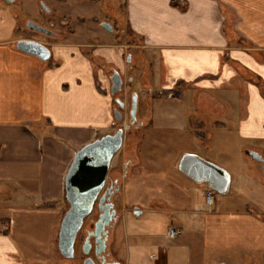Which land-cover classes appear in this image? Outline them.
<instances>
[{"label": "crops", "instance_id": "crops-1", "mask_svg": "<svg viewBox=\"0 0 264 264\" xmlns=\"http://www.w3.org/2000/svg\"><path fill=\"white\" fill-rule=\"evenodd\" d=\"M125 16L148 56L147 91L159 94L180 83L175 108L188 109L187 101L194 98L200 110L197 131L214 127L221 138L236 136L244 155L262 156L264 0H126ZM13 26L2 12L0 264H59L65 175L75 153L113 127L114 105L103 67L113 66L114 59L120 63L123 54L119 46L96 45L92 52L103 66L95 69L85 46L68 42L53 47L49 61L41 62L15 49ZM158 100L144 117L152 129L184 133L188 125L180 112L163 115L164 124H157L153 107ZM211 105L218 113H207ZM136 170L120 193L124 212L129 209L135 219L159 212L170 217L167 230L174 227L180 236L187 225L188 233L198 235V243L193 238L188 244L170 242L166 230L170 243L155 264H240L252 255L264 256V214L204 212L197 199H204L206 190L197 197L196 187L177 185L158 166ZM195 249L206 255L201 262ZM133 254L135 264H144L138 244Z\"/></svg>", "mask_w": 264, "mask_h": 264}, {"label": "rangeland", "instance_id": "rangeland-1", "mask_svg": "<svg viewBox=\"0 0 264 264\" xmlns=\"http://www.w3.org/2000/svg\"><path fill=\"white\" fill-rule=\"evenodd\" d=\"M38 1L44 2L51 9L49 16L40 8ZM125 1L18 0L12 5H4L0 2V18L2 12H4L5 16L14 23L13 36L16 40H37L52 47L68 42L85 46V54L91 56V65L95 69H100L103 66V64L97 63L98 60L94 58L95 53L92 50L97 49L96 45L104 44L121 48L123 55L120 63L114 59V63L111 62L114 67H105L106 65L103 67L105 68V74H108L110 68H115L119 72L123 80L122 92L117 93L114 97L109 92V97L114 106V99H119L125 106L122 111V123H116L110 130V133H112L121 127L123 128L124 137L122 148L111 161L109 177L121 179V166L125 161L133 162L127 178L135 173L137 168L158 166L168 172L169 177L177 185L186 184L196 187V195L198 197L200 190L208 189L207 185L190 181L180 174L176 168L179 158L184 154H190L225 170L230 177L228 192L224 195L214 193L213 205L208 206L203 198L199 197L197 199L200 210L204 212L212 210L249 211L252 214L263 215L264 167H262L261 163L251 160L242 153L243 143L233 135L221 138L219 132L214 130V127L207 126L204 131H197L194 120L199 116L200 110L195 105L194 98H189L187 101L185 108L188 109L182 110V107H180L181 111H179V108L176 109L175 106H180V102L176 100L177 97L174 94L168 95L173 100L169 101L164 96L159 97L155 92L149 94L147 91L149 87L148 56L141 50L142 39L139 36L129 35L125 16ZM26 19L35 20L43 23V25H45L47 20L53 22L54 27L59 30L57 39H46L38 33L29 32L25 26ZM61 21L64 22V25H60ZM103 24L108 25L112 29L111 33L102 27ZM54 51L53 48L50 50V57ZM128 56L130 60H127ZM130 79H132L131 83H129ZM132 95L137 96L135 120H137V124H143L139 128H137V125L130 124L129 120V107ZM156 97L159 100L154 104L153 114L157 124L160 122L164 124L165 120L161 118L163 115L168 113L174 115L180 112V118L185 119L188 125L184 133L172 130L168 132L164 130L154 131L152 129V125L144 117L151 113V105ZM168 107L172 108L169 109ZM218 111L214 105L207 107V113L214 114L218 113ZM210 121L213 124L214 120ZM165 126L167 125L165 124ZM172 126L173 123L171 122L170 127ZM262 156L264 157V153H262ZM123 186L124 183L121 184V191ZM120 193L112 199L116 209L120 208L121 212L118 213L120 219H117L119 221H117L107 244V253L110 252L108 259H112L119 264H135L134 245L138 244L142 251L143 263L155 264L161 258V250L170 242L188 244L192 238V241L196 240L197 243L199 242L198 235L195 236L188 233L189 228L187 225L181 227L182 234L180 236L173 241L167 242L164 239V234L170 217L158 212L154 214L146 213L142 218L135 219L134 216L128 215L130 214L129 209L128 212H124ZM96 215L95 209L84 221L83 231L78 234L75 242L73 259L66 260L58 253L57 261L59 264L82 263L84 255L81 247L84 232L89 227L88 223L94 220ZM176 217H178V214ZM173 224H176V221H173ZM57 228L59 229V225ZM136 232L141 235V238L134 239ZM192 253L193 255L195 253V258L200 262L206 257L204 254L200 255L197 249ZM151 255H154L156 259L151 260ZM185 256H187L186 253ZM257 258L259 259L252 255L240 264H263L264 256Z\"/></svg>", "mask_w": 264, "mask_h": 264}, {"label": "water", "instance_id": "water-1", "mask_svg": "<svg viewBox=\"0 0 264 264\" xmlns=\"http://www.w3.org/2000/svg\"><path fill=\"white\" fill-rule=\"evenodd\" d=\"M14 0H3L5 4H11ZM30 30L43 32L44 29L36 24L28 23ZM102 27L110 32V27L103 24ZM15 49L25 55L32 56L41 62L50 59V51L42 44L19 40L15 43ZM111 80V95L121 91L123 80L117 71H113ZM119 109L124 108V103L116 99ZM137 96L132 95L129 117L131 124L135 122ZM116 122H121L122 115L119 111L114 112ZM123 128L117 129L113 134L104 135L79 149L67 170L64 179L65 200L68 209L64 213L57 234V249L61 257L71 260L74 257V245L77 234L82 228L84 220L91 214L97 201V208L102 212L94 224L93 231L82 244L83 255H88L91 249L89 238L95 243V255L105 252L107 231L105 227L113 221L115 211L113 204L108 199L98 196L104 187L105 179L113 157L121 149L123 143ZM245 155L251 160L264 163L263 159L254 152L245 151ZM177 171L190 181L201 184L205 183L208 189L214 193L224 195L229 190V174L218 166L209 163L197 156L184 154L177 162ZM83 264H95L92 259H86ZM106 264H119L106 263Z\"/></svg>", "mask_w": 264, "mask_h": 264}, {"label": "flooded vegetation", "instance_id": "flooded-vegetation-1", "mask_svg": "<svg viewBox=\"0 0 264 264\" xmlns=\"http://www.w3.org/2000/svg\"><path fill=\"white\" fill-rule=\"evenodd\" d=\"M18 0H14L11 4H5L4 2H3V0H0V2H2L4 5H12V4H14V3H16ZM38 5L40 6V8L47 14V16H49L50 15V13H51V9L44 3V2H42V1H38ZM28 23H33V24H36V25H38V26H40V27H42L43 29H44V31L43 32H38V31H34V30H30L28 27H27V24ZM60 25H64V22H62L61 21V23H60ZM25 26H26V29L29 31V32H35V33H38V34H40L42 37H45L46 39H52V40H56L57 39V37H58V35H59V30H57V28H55L54 27V23L53 22H51V21H49V20H47L46 21V23H45V25H43V23H40V22H36L35 20H32V19H26L25 20ZM111 29V28H110ZM106 30V29H105ZM107 31V30H106ZM111 31H112V29L110 30V32L109 33H111ZM20 40H28V41H33V42H37V43H40V44H42V45H44L49 51L53 48L52 46H48L47 44H45V43H42V42H38L37 40H31V39H20ZM19 41V40H18ZM17 42V41H16ZM127 60H130V57L128 56L127 57ZM49 61V60H48ZM113 71H117L115 68H110V71L108 72V79H109V83H110V95H111V80H110V77L112 76V74H113ZM118 72V71H117ZM119 73V72H118ZM128 81V80H127ZM132 82V79H130L129 80V83H131ZM122 89L123 88H121V91L119 92V93H121L122 92ZM149 92V94H151L152 92L149 90L148 91ZM164 93V92H163ZM163 93H159V94H157L159 97H163L162 96V94ZM116 94H113V95H111V96H115ZM157 96V97H158ZM156 97V99H158ZM166 97H168V95L166 96ZM155 99V100H156ZM115 100L116 99H114V103H115V106H114V112H116V111H119L120 113H121V115H122V111L125 109V106H124V108L123 109H119V107H118V105H117V103L115 102ZM130 104H131V99H130ZM129 109H130V107H129ZM130 111V110H129ZM137 119V118H136ZM129 120H130V117H129ZM122 121H123V115H122V119H121V122H116L115 121V119H114V122H113V125H115L116 123L117 124H121L122 123ZM130 124H131V121H130ZM134 125H137V128H139V127H142L143 126V124L142 123H139V124H137V120H135V122L133 123ZM121 128V127H120ZM117 129H119V128H117ZM116 129V130H117ZM115 130V131H116ZM114 131V132H115ZM114 132H112V133H108V134H113ZM107 135V134H106ZM104 136V135H103ZM123 136H124V133H123ZM102 137V136H101ZM122 145H123V143H122ZM122 148V147H121ZM250 152H252V151H250ZM254 153H256V152H254ZM258 154V153H257ZM259 155V154H258ZM262 159H263V157L261 156V155H259ZM248 157V156H247ZM248 158H250V157H248ZM263 161H264V159H263ZM259 163H261V162H259ZM261 164H264V163H261ZM133 165V162H131V161H125V162H123L122 163V166H121V171H122V174L120 175L121 176V179H119L118 177H109V170H108V173H107V176H106V179H105V183H104V187H103V189L101 190V192H100V194H99V196H98V200L99 199H101V198H104V199H108L109 198V201H107V202H110V203H112L114 206H113V209H114V211H115V216H114V218H113V221L109 224V226H107V227H105V231H107V242H106V249H105V252L104 253H102L101 255H99V256H96L95 255V243H94V239L92 238V237H90L89 238V243L91 244V249H90V252H89V254L88 255H84L83 256V260H82V263L81 264H83L84 263V261L86 260V259H92L93 260V262L95 263V264H106V263H114V262H116V261H113L112 259H108L107 257L109 256V253H107V244H108V242H109V240H110V234H111V231H112V229L114 228V226H115V224H116V222H117V219H118V211H117V209H116V206H115V204L113 203V201H112V199L115 197V196H117L119 193H120V191H121V184L122 183H125L126 182V180L128 179L127 178V174H128V171H129V169L131 168V166ZM176 167H177V165H176ZM110 168V167H109ZM109 177V178H108ZM120 180H122V181H120ZM96 209V213H97V215H96V218L94 219V220H91V222H89L88 223V225H89V227H88V229L84 232V237H83V242H84V240L88 237V235H89V233H91L92 231H93V228H94V224H95V222L98 220V218H99V216L101 215V213L102 212H99V210H98V208H97V201H96V203L94 204V207H93V210H92V212L94 211ZM91 212V213H92ZM91 215V214H90ZM89 215V216H90ZM88 216V217H89ZM87 217V218H88ZM86 218V219H87ZM85 219V220H86ZM84 220V221H85ZM83 225H84V222H83ZM83 225H82V228H81V230L79 231V233L81 232V231H83ZM78 233V234H79ZM78 234H77V237H78ZM77 237H76V240H77ZM76 240H75V242H76ZM83 244V243H82ZM75 246V245H74ZM81 249H82V247H81Z\"/></svg>", "mask_w": 264, "mask_h": 264}, {"label": "built area", "instance_id": "built-area-1", "mask_svg": "<svg viewBox=\"0 0 264 264\" xmlns=\"http://www.w3.org/2000/svg\"><path fill=\"white\" fill-rule=\"evenodd\" d=\"M213 195H214V192L210 189H207L205 192H204V201L205 203L208 205V206H211L213 205ZM180 234V232L175 229L174 227H170L168 230H167V233H166V239L168 240H174L176 237H178Z\"/></svg>", "mask_w": 264, "mask_h": 264}, {"label": "trees", "instance_id": "trees-1", "mask_svg": "<svg viewBox=\"0 0 264 264\" xmlns=\"http://www.w3.org/2000/svg\"><path fill=\"white\" fill-rule=\"evenodd\" d=\"M129 35L131 36V35H134V36H136L134 33H132L130 30H129ZM180 87V83L177 85V88H179ZM168 94H174L177 98L180 96V91H179V89H175V90H171V91H165L163 94H162V96H164V97H166ZM98 138H100V137H98ZM97 138V139H98ZM64 202H65V205H66V209H64L63 210V212H62V214H61V219H62V217H63V215H64V213L67 211V209H68V204H67V202H66V200H65V198H64ZM52 207V205H47L46 207ZM60 255V254H59ZM61 256V255H60Z\"/></svg>", "mask_w": 264, "mask_h": 264}]
</instances>
